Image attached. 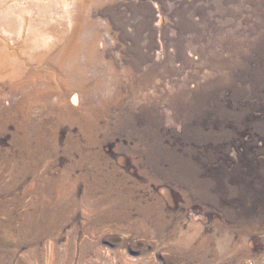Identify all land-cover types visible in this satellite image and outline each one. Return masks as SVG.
Segmentation results:
<instances>
[{"label":"rangeland","instance_id":"obj_1","mask_svg":"<svg viewBox=\"0 0 264 264\" xmlns=\"http://www.w3.org/2000/svg\"><path fill=\"white\" fill-rule=\"evenodd\" d=\"M0 264H264V0H0Z\"/></svg>","mask_w":264,"mask_h":264},{"label":"bare ground","instance_id":"obj_2","mask_svg":"<svg viewBox=\"0 0 264 264\" xmlns=\"http://www.w3.org/2000/svg\"><path fill=\"white\" fill-rule=\"evenodd\" d=\"M118 80V79H117ZM120 96V95H119ZM74 97H75V95H74ZM73 101V100H72ZM72 103H74V101L72 102ZM75 103H77V102H75Z\"/></svg>","mask_w":264,"mask_h":264}]
</instances>
